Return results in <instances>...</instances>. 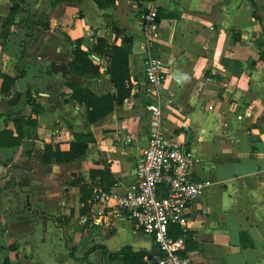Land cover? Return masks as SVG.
<instances>
[{"label": "crops", "instance_id": "0c3cea01", "mask_svg": "<svg viewBox=\"0 0 264 264\" xmlns=\"http://www.w3.org/2000/svg\"><path fill=\"white\" fill-rule=\"evenodd\" d=\"M147 9L154 36L143 32ZM94 37L126 51L129 92L88 122L68 84L115 93L106 55L90 54L95 74L69 70L75 40L87 51ZM147 55L166 69L158 123L142 93ZM16 117L34 122L0 146V264H122L125 252L154 264L150 235L91 198L132 182L155 127L191 150L192 177L211 181L175 223L180 251L198 264H264V0H0V131L14 136ZM72 141L80 153L56 152Z\"/></svg>", "mask_w": 264, "mask_h": 264}, {"label": "built area", "instance_id": "2783aa9c", "mask_svg": "<svg viewBox=\"0 0 264 264\" xmlns=\"http://www.w3.org/2000/svg\"><path fill=\"white\" fill-rule=\"evenodd\" d=\"M154 9L143 14V32L155 35ZM149 37H147L148 39ZM166 69L161 61L147 55L143 61L142 93L148 97L146 109L152 120L158 123L159 90ZM130 134L121 138L128 143ZM194 157L191 150L179 141L166 138L155 127L148 133L147 144L134 157V178L122 191L98 190L91 200L127 211L133 224L150 235L158 255L154 264H198L181 254L182 240L168 233V225H182L190 204L211 185L207 178L191 176Z\"/></svg>", "mask_w": 264, "mask_h": 264}, {"label": "trees", "instance_id": "16d2710c", "mask_svg": "<svg viewBox=\"0 0 264 264\" xmlns=\"http://www.w3.org/2000/svg\"><path fill=\"white\" fill-rule=\"evenodd\" d=\"M53 2L59 0H52ZM94 2L100 7L112 6L114 0H94ZM17 8V3L13 2L10 7V12H14ZM11 27H14L12 25ZM5 35V33H3ZM91 49L84 51L79 47V40H75V45L72 49V59L69 63V70L73 74H95L98 70V65L93 61L90 54L100 55L104 54L108 58L107 61V74L110 85L115 89V93H106L100 96H96L90 90L86 88H80L75 83H69L68 86L71 89L73 96L77 101H81L86 105V120L88 122L94 121L108 112L113 103H120L121 100L128 95L129 88L126 86L127 79V55L126 51L116 44H111L105 48V40L101 37H94ZM2 81L11 83V79L4 74L1 75ZM1 81V82H2ZM2 91V88H1ZM26 103L30 105L33 112H37L39 105L34 101L30 93L26 96ZM15 125L16 134L11 135L9 130L0 131V146L17 144L21 138V126L24 124L34 122L33 119L27 118L23 120L20 117L12 119ZM44 153L49 150L50 153H54L49 148V145L44 146ZM82 151V144L77 141H72L69 144V150L67 152H58L65 154L69 158L74 157L76 154ZM55 152V153H56ZM180 228L177 224L171 223L168 225V233L172 237H176L180 233ZM94 248V247H93ZM181 254H183L180 251ZM122 264H142L141 253L125 252L123 255Z\"/></svg>", "mask_w": 264, "mask_h": 264}, {"label": "water", "instance_id": "95a60500", "mask_svg": "<svg viewBox=\"0 0 264 264\" xmlns=\"http://www.w3.org/2000/svg\"><path fill=\"white\" fill-rule=\"evenodd\" d=\"M94 57V56H93Z\"/></svg>", "mask_w": 264, "mask_h": 264}]
</instances>
